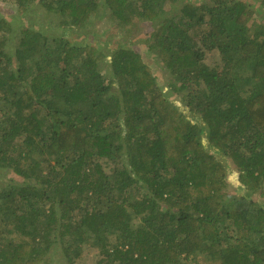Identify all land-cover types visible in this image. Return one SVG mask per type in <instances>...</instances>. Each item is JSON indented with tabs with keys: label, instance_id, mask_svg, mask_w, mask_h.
Listing matches in <instances>:
<instances>
[{
	"label": "trees",
	"instance_id": "16d2710c",
	"mask_svg": "<svg viewBox=\"0 0 264 264\" xmlns=\"http://www.w3.org/2000/svg\"><path fill=\"white\" fill-rule=\"evenodd\" d=\"M0 1V264H264V0Z\"/></svg>",
	"mask_w": 264,
	"mask_h": 264
},
{
	"label": "rangeland",
	"instance_id": "374dc122",
	"mask_svg": "<svg viewBox=\"0 0 264 264\" xmlns=\"http://www.w3.org/2000/svg\"><path fill=\"white\" fill-rule=\"evenodd\" d=\"M199 1V0H196ZM204 1V0H201ZM169 6H167L168 9ZM0 9L8 10L15 12V8L13 5L8 4V2H1L0 1ZM51 18L49 16L46 17V19ZM52 19V18H51ZM59 34H62V30L58 32ZM126 36L125 31H122L120 28H117L113 22L108 20L106 18V15L101 14L98 18H95L94 24L89 27L85 28L79 33L73 32L69 35V39L74 40L80 44H87L90 46H96L99 49L104 50L106 53L108 52V49H112L113 47L124 45V46H132L140 51L143 50L142 40L141 38H132L129 36L128 38H124L123 36ZM129 39H132L129 41ZM132 41V42H131ZM145 59L149 60V56L145 55ZM214 58H209L208 61H212ZM149 62V61H148ZM230 162V161H229ZM228 162V163H229ZM3 174V173H2ZM11 177L10 174L6 175V180ZM5 181V178L3 179ZM230 183L238 184V174L234 171L233 165L231 164V172L229 175ZM96 249L94 248H86L84 250V256L81 261L85 264L91 263L95 257H96ZM202 262L203 260L200 259ZM56 262V263H55ZM58 258H55L52 264H57Z\"/></svg>",
	"mask_w": 264,
	"mask_h": 264
}]
</instances>
